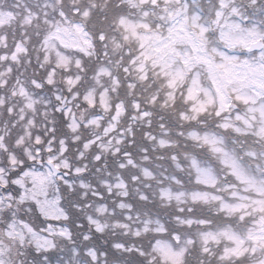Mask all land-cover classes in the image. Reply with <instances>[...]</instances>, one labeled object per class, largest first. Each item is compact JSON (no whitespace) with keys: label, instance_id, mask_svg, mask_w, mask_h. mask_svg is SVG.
<instances>
[{"label":"snow or ice","instance_id":"1","mask_svg":"<svg viewBox=\"0 0 264 264\" xmlns=\"http://www.w3.org/2000/svg\"><path fill=\"white\" fill-rule=\"evenodd\" d=\"M0 264H264V0H0Z\"/></svg>","mask_w":264,"mask_h":264}]
</instances>
